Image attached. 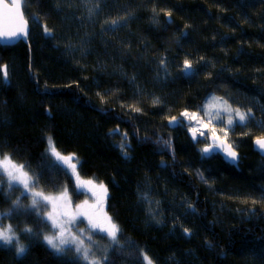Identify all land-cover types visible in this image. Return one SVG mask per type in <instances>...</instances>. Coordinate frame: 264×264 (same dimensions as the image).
<instances>
[{
	"label": "trees",
	"instance_id": "trees-1",
	"mask_svg": "<svg viewBox=\"0 0 264 264\" xmlns=\"http://www.w3.org/2000/svg\"><path fill=\"white\" fill-rule=\"evenodd\" d=\"M23 1L32 18L27 43L0 44V154L38 178L40 192L67 188L74 204L103 197L123 247L94 233L100 264L105 248L109 264H146L145 254L152 264H264V163L253 147L264 136V1L99 0L91 15L79 0ZM208 94L251 113L234 130L238 148L230 143L237 168L203 158L207 139L194 143L185 129L181 113L201 110ZM53 146L74 154L83 187ZM201 163L209 185L191 170ZM0 179L1 223L27 247L17 255L14 245H0V264H88L72 248L51 249L41 210L20 185ZM18 198L21 207L4 215Z\"/></svg>",
	"mask_w": 264,
	"mask_h": 264
},
{
	"label": "snow or ice",
	"instance_id": "snow-or-ice-1",
	"mask_svg": "<svg viewBox=\"0 0 264 264\" xmlns=\"http://www.w3.org/2000/svg\"><path fill=\"white\" fill-rule=\"evenodd\" d=\"M87 3L88 0H85ZM14 9H20L22 5L20 3H14L10 6ZM99 7V0H96V6L95 8H89V15L93 14L94 11ZM131 15V13H129ZM170 15V14H169ZM22 18V17H21ZM33 19H38L36 17H33ZM121 20H126V17H121L118 19L112 20L108 27L109 30H115L117 26H121L120 22ZM108 23V22H106ZM27 28L24 27H17L13 31H6V32H0V37H7L12 39H21L27 37ZM44 34L47 37H52L53 32L51 29H49L47 26L44 27ZM161 66H165V61L161 60ZM4 79L5 82H7V71L6 66H4ZM182 71L185 75H191L194 72L192 62L188 59L184 60ZM217 99V98H213ZM153 103H159V99L153 101ZM226 103V102H225ZM139 111V109H136ZM231 112L232 110L229 109ZM217 114H219V109H217ZM182 116L189 118L190 120H197V114L196 113H189L187 111L181 113ZM205 115H208L206 112ZM235 115L239 118V122L243 123L248 117L251 115V113H242L238 109L235 110ZM177 117H171L170 124L177 123ZM234 121L231 119V117L228 120V125H232ZM204 127H208V125H204ZM193 132V136L195 137L198 129H191ZM213 131V140L214 145H209L208 147H205L202 149V154L207 155L210 151H215L217 148H222L224 152L226 153L227 157L231 158V162L235 163L238 159L236 151L233 149V146L230 143H227L226 137H227V131L224 132L225 140H221L219 136L215 135V129ZM201 135H204V133H200ZM215 141H220L219 144H215ZM49 143L52 144L51 137H49ZM166 145L169 143L168 141L164 142ZM254 143L258 146L260 150H264V137H258L254 141ZM122 152L125 156H127V151H124L128 145L125 143H122L120 145ZM51 151L56 155L59 161H63L65 165H67V168H70L72 170V173H77V164L72 163L71 161L74 158V154L69 156H62L59 152L56 151L55 147L53 146L51 148ZM0 167L3 168V172H0V176H2L4 173H7L8 175V184L9 188L18 187L20 184L23 185L24 189L31 191L32 187L38 183V178L33 179L32 177H29L28 173L25 172L24 165H15L12 163L10 156L5 155L3 161H0ZM11 168L12 170H9ZM62 170L65 171V174H68L67 168H64L63 165H61ZM200 176V179L204 181L205 183L207 181L204 180L203 174L198 173ZM76 179L79 182V175L77 173ZM3 181L0 179V185H2ZM86 183L92 184V181H87ZM78 187H83V182L78 183ZM100 189L107 194V190L104 188V186L101 184ZM27 195V192H22V196ZM33 200H32V206L33 209L36 208V206L40 203L41 200L47 201L52 203L54 211L51 213H48L47 219L52 222V227L54 229H59V235H45L43 237L44 241L47 243V245L50 246L51 249L55 250L57 254H62L68 250H70L71 244H76V251L78 254H82V259L87 261L88 264H100V261L97 260H89L90 256V249L84 246V241L79 239L78 237L71 236L69 230L65 227V225L61 222L64 218H68V223H74L76 220V217L79 215H82L83 213L76 212L73 213L72 210L69 207V201L67 199V188L65 189L64 193H61L59 196L52 197V196H45L43 192H32ZM142 199L147 200L148 194L145 193L142 196ZM21 207L20 205V199L18 198L16 201L13 202L12 208L9 210V212L4 213V215H11L12 211H15ZM191 207V206H190ZM77 209L80 208V205L76 206ZM194 211V209H193ZM159 222V221H157ZM89 223L91 225L92 229L98 230L100 233H104L109 238V245L108 247L115 248V247H123L119 243L118 235L121 232V229L119 225H117L111 217L105 216L103 219H97L93 220L89 218ZM25 232L31 234L33 232L32 228H25ZM185 235H191V230L185 228L184 229ZM89 243L95 244L94 241L91 240V237H88ZM0 245L5 246H15L16 247V253L17 255H23L27 251L26 245L20 243L19 237L16 235L15 230L11 225L7 227H0ZM107 251L108 248H105V256L103 257L105 264H109L107 259ZM144 261H146V264H152L151 259L145 254L144 255Z\"/></svg>",
	"mask_w": 264,
	"mask_h": 264
},
{
	"label": "rangeland",
	"instance_id": "rangeland-1",
	"mask_svg": "<svg viewBox=\"0 0 264 264\" xmlns=\"http://www.w3.org/2000/svg\"><path fill=\"white\" fill-rule=\"evenodd\" d=\"M82 2V8L88 9V4L91 5L92 8H95L96 6V0H88V2L86 3L85 0H79ZM99 8V7H98ZM98 8L96 10H98ZM28 17V16H27ZM28 19L30 21H32L31 17H28ZM79 19V18H78ZM194 69V66H193ZM2 73H4V70L1 71ZM208 99L205 102L204 106L202 107L201 110L198 111H189V113H196L198 119L197 120H190L187 117H184V119H189V121H185L187 126L185 127V129H198L197 131V135L200 138H204L205 140L207 139V137L210 134H213V129H215V135L219 136L220 138H224V132L227 131V137L226 140L229 141V143L233 144L235 148H238L239 143H240V137H238V135L235 133V128H241L243 126H245L246 122H248V119H246L243 123L239 122V118L235 115V110H237V107L231 106V104H228V101L226 99H224L222 96H217L214 94H208ZM213 98H217V99H213ZM226 102V103H225ZM217 109H219V114H217ZM229 109H231L232 111L230 112ZM208 113V115H205V113ZM240 112H242L240 110ZM242 113H246V112H242ZM231 117V119L234 121V123L232 125H228V120ZM204 125H208V127H204ZM200 133H204V135H201ZM208 140V139H207ZM51 149V148H50ZM201 150V148H200ZM51 153H53L52 151H50ZM260 152V151H259ZM261 154L258 155L257 157H259V161L260 163H264V150L260 152ZM201 154H202V150H201ZM5 155H1L0 154V161H3ZM202 157L205 159H208V161H211V158L213 157H220L219 155H211V157L206 158L203 156ZM58 159V158H57ZM223 160V159H222ZM224 161V160H223ZM258 161V162H259ZM216 161L212 160L211 163H215ZM13 163V162H12ZM14 164V163H13ZM17 165V164H15ZM19 166V165H17ZM207 166L204 163L196 164L195 166H191V170L194 171L195 176L197 177V179L201 182H204L200 179V176L198 175V173H202L204 180L207 181L205 184L209 185L210 184V180L208 179V175H206V170H204L202 167ZM9 170H12L11 168H9ZM25 172L26 170L23 169ZM0 172H3V168L0 167ZM29 175V174H28ZM30 177V175H29ZM1 178H3L4 180L8 181V175L7 173H4ZM20 186L23 188L22 190L24 192H27V194L30 196L31 200H33V196H32V192H40L39 190L34 189V187H32L31 191H28L26 189H24L23 185L20 184ZM88 189H86L87 191ZM61 193L64 192H57L55 194L53 193H43L45 196H52V197H56L59 196ZM67 199L69 201V207L72 210L73 213L76 212H80L83 213L82 215H79L76 217V220L74 223L69 224L68 223V218H64L61 222L65 225V227L69 230L71 236H75L78 237L79 239L84 241V246L90 249V256H89V260H97L95 256H93L92 253V248L94 247L95 244H91L89 243L88 237L90 236L92 238L94 233H100L98 230L96 229H92L91 225L89 223V218L93 219V220H97V219H103L105 216L108 217L107 213H106V207L104 206V204H101V200L100 199H87L84 201H80L77 204H74L73 201L71 200V198H69L68 193H67ZM80 205V208L77 209L76 206ZM38 209L41 210V213L43 215V218L45 221H48L49 223V228L44 231V236L45 235H59V229H54L52 227V222L50 220L47 219L48 213H51L54 211L53 209V205L50 202L47 201H43L41 200L40 203L37 205ZM1 218V217H0ZM8 224L6 223H1L0 220V227H7ZM102 235L107 236L104 233H100ZM16 235L18 236V233H16ZM93 241V238L91 239ZM78 256H80L82 258V254H78L76 251V244L72 243L71 247ZM85 261V260H83ZM99 261V260H97ZM87 262V261H85ZM88 263V262H87Z\"/></svg>",
	"mask_w": 264,
	"mask_h": 264
},
{
	"label": "water",
	"instance_id": "water-1",
	"mask_svg": "<svg viewBox=\"0 0 264 264\" xmlns=\"http://www.w3.org/2000/svg\"><path fill=\"white\" fill-rule=\"evenodd\" d=\"M14 3H20L22 5V7L18 10L11 8L10 6L13 5ZM23 3H24L23 0H0V32L13 31L17 27L26 26L27 33H28L26 38H21V39H12V38H7V37H0V44H2L4 46L5 45H15L16 42H18V41H22L24 43H27L28 37L30 34V32H29L30 31V23L28 22V19L25 17V14L23 11ZM168 124H169L170 128H175V127H177L178 122L170 124V119H169ZM188 135L190 136V139L193 142L196 143L198 141L197 133L194 137L193 132L191 131V128H189ZM213 135L214 134H210L207 137V139H208L207 144L204 145L202 149H204L205 147H208L209 145H214ZM220 139L225 140L224 138H220ZM254 141H253V147L255 148V150L256 151H262L258 148V146L254 143ZM219 143H220V141H215V144H219ZM227 143H229V142L227 141ZM233 149L236 151L237 157H238V159L235 163L231 162V158L226 156V153L224 152V150L222 148H217L215 151H210L207 155H204V154L203 155H204V157H210L211 154H219L222 157V159H224L227 163H229L232 166L234 165L235 167H238V163L240 162L239 152L235 148H233Z\"/></svg>",
	"mask_w": 264,
	"mask_h": 264
},
{
	"label": "bare ground",
	"instance_id": "bare-ground-1",
	"mask_svg": "<svg viewBox=\"0 0 264 264\" xmlns=\"http://www.w3.org/2000/svg\"><path fill=\"white\" fill-rule=\"evenodd\" d=\"M24 14H25V13H24ZM25 17H26V15H25ZM26 18H27V17H26ZM27 19H28V18H27ZM28 22L31 23V21H29V20H28ZM1 45H2V44H1ZM189 137H190V136H189ZM198 140H199V137H198ZM254 140H255V139H254ZM197 142H198V141H197ZM197 142H196V143H197ZM194 143H195V142H194ZM204 145H206V144H204ZM204 145H203V146H204ZM203 146L201 147V150H202ZM211 155H219V154H211ZM203 156H204V155H203ZM219 156H220V155H219ZM210 157H211V156H210ZM206 158H209V157H206ZM220 158L222 159L221 156H220ZM223 160H224V159H223ZM224 161H225V160H224ZM225 162H226V161H225ZM226 163H227V162H226ZM228 164H229V163H228ZM236 168H237V167H236ZM31 205H32V203H31Z\"/></svg>",
	"mask_w": 264,
	"mask_h": 264
},
{
	"label": "flooded vegetation",
	"instance_id": "flooded-vegetation-1",
	"mask_svg": "<svg viewBox=\"0 0 264 264\" xmlns=\"http://www.w3.org/2000/svg\"><path fill=\"white\" fill-rule=\"evenodd\" d=\"M207 144V143H206ZM94 190H96V187L94 188ZM99 194V192H97ZM99 197V196H98ZM100 199H103V197L100 196Z\"/></svg>",
	"mask_w": 264,
	"mask_h": 264
}]
</instances>
